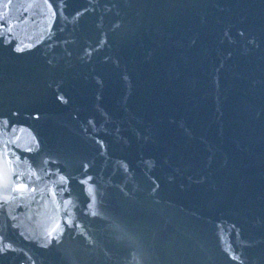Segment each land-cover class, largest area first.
Wrapping results in <instances>:
<instances>
[{
	"label": "water",
	"instance_id": "water-1",
	"mask_svg": "<svg viewBox=\"0 0 264 264\" xmlns=\"http://www.w3.org/2000/svg\"><path fill=\"white\" fill-rule=\"evenodd\" d=\"M0 264H264V0H0Z\"/></svg>",
	"mask_w": 264,
	"mask_h": 264
}]
</instances>
